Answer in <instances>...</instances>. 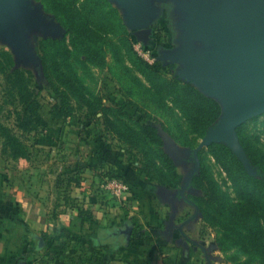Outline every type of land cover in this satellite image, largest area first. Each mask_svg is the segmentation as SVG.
I'll use <instances>...</instances> for the list:
<instances>
[{
    "label": "trees",
    "instance_id": "trees-1",
    "mask_svg": "<svg viewBox=\"0 0 264 264\" xmlns=\"http://www.w3.org/2000/svg\"><path fill=\"white\" fill-rule=\"evenodd\" d=\"M36 1L42 4L45 13L54 17L58 35H62L58 40L42 37L35 54L48 90L58 94L57 103L46 113L45 124L36 135L43 132L54 135L57 126L75 116L73 106L84 109L85 118L78 115L73 127L84 129L87 122L98 118L103 126L100 136L105 146L112 145L106 142L109 133L121 145H127V150L120 149L118 155L122 158L128 153L127 162L136 166L137 172H142V166L150 182L163 190H176L179 174L172 158L162 149L161 137L151 122L167 120L164 115L169 117V123L177 132L171 135L190 148L184 160L195 167L189 136L196 134L195 141L206 134L217 120L218 105L191 83L180 79L178 73L167 77L160 64L150 68L139 58L132 49V34L139 29L128 28L119 7H111L106 0ZM168 67L172 69L173 65ZM94 69L110 75L123 102L135 108L136 117L125 113L117 115V111L106 106L99 97L91 100L80 74L93 73ZM40 88L37 85L30 98L20 99L23 114L19 118L25 126H29L26 118ZM255 120L257 117L251 121ZM241 128L237 129L238 139L252 173L235 161L230 149L211 144L207 149L225 170L232 193L222 189L197 153L199 165L186 190L195 187L202 194L196 197L177 194V197L193 208L194 213L186 215H199L203 226L215 231L217 251L230 254L234 262L242 258L240 264H264V153L250 145L240 133ZM11 144L19 150L18 141ZM216 146L222 147L220 151H228L230 161L222 162L220 153L212 150ZM231 161L237 165H232Z\"/></svg>",
    "mask_w": 264,
    "mask_h": 264
},
{
    "label": "crops",
    "instance_id": "crops-1",
    "mask_svg": "<svg viewBox=\"0 0 264 264\" xmlns=\"http://www.w3.org/2000/svg\"><path fill=\"white\" fill-rule=\"evenodd\" d=\"M100 135L98 123H64L35 137L30 163L0 165V264H208L201 259L213 243L194 234L202 233L195 215L176 218L167 197L178 193ZM109 177L130 185L119 201L100 189Z\"/></svg>",
    "mask_w": 264,
    "mask_h": 264
},
{
    "label": "rangeland",
    "instance_id": "rangeland-1",
    "mask_svg": "<svg viewBox=\"0 0 264 264\" xmlns=\"http://www.w3.org/2000/svg\"><path fill=\"white\" fill-rule=\"evenodd\" d=\"M79 1L81 0H78V2ZM106 1L111 7L117 9V6L113 1ZM188 2H190V0H147L146 7L150 10V13L147 15L148 23L145 28L138 30L136 34H132V39L134 41H137V37L140 40H146V47L159 61L160 66H162L163 74L167 77L172 76L174 73L177 74L178 70H180V64L171 63L170 60L167 59V56L174 55L175 53L189 47L198 52L206 50V48L198 41L187 42L182 40L183 29L181 26L190 22L187 12L183 9V5ZM21 5L35 12V14H38L43 20L42 23L45 25H48L50 22L55 23L54 17L44 12L42 4L39 1L23 0ZM119 11L123 14L121 8ZM22 32L26 41L27 52L33 54V57H26L23 56L24 54H20L16 47L15 40L11 36L0 32V165H2V163L10 164L18 162V164H23L25 166L32 161L34 156L37 157L39 155V152H37V149L34 146V140L37 136L36 134L45 124L44 119L46 113L51 106L58 101V94L54 91L48 90L46 79L41 72V67L36 63L37 58L35 57V54H37L38 51L39 40L44 36L43 32L38 29H32L31 27L22 28ZM61 36L52 34L48 37H52V40H58ZM170 64L173 65L172 69L168 67ZM80 78L89 94H91V100L93 97H99L106 106L113 107L117 111V115L125 113L131 117L137 116L135 108L126 105L123 102L120 93L117 90V86L110 78L109 74L94 69L93 73L85 74L83 76L80 74ZM14 83L17 85H13ZM37 85L41 88L35 97V101L31 104L32 106L30 108L29 116L26 118L29 122V126H25L20 122L19 118V116L23 114L20 99L21 97L30 98ZM88 96L90 97V95ZM213 100L219 107V114L217 120H215L217 122L222 114V105L216 99ZM115 104L118 105V107H115ZM73 110L72 114H75V116H72L73 118H67L66 124L75 128L72 126V124H75L74 120H76L78 115L84 116L85 118V111L84 109H78L76 106H73ZM37 117L41 118L42 121L38 120ZM163 117L167 120L164 119L163 122L160 120L159 123L152 121L151 125L158 130L162 140V149L172 158L173 163L176 166L177 173L179 174V187L172 191L178 192L184 188L189 174L193 169V163L184 160L189 156L190 148L181 145V142L176 137L172 136L177 135V132L169 123V117L166 115ZM256 117L257 120L255 121H251L252 118H254L252 117L241 124L239 126L242 127L240 133L250 142V145L255 150L264 153V114ZM160 118L162 119V117ZM90 122L93 124L98 123L102 131L103 126L98 118H93ZM237 129L236 135L238 138ZM195 135L196 134L191 133L189 136L191 138L193 149L198 147L201 139L205 136L197 138L194 141L193 138ZM14 140L18 141V149L21 153L13 144H11V141ZM106 142L112 144L114 147H116L115 145H118L120 147H117L119 152L122 151L120 149L127 150V145H121L119 141L112 138V135L109 133L106 134ZM214 144L228 148L226 144L222 142ZM222 147L216 146L212 150L220 153L219 155L222 157V162L230 161L228 151H220ZM207 148L199 150L198 153H200L201 159L204 160L211 174L221 185L222 189L232 193V187L225 170L215 160L212 152ZM16 155L17 158H14ZM129 156L128 153H124L122 158L127 162ZM235 161L241 163L236 156ZM225 164H228V162ZM231 164L235 166L237 165L234 161H231ZM134 167L137 170V167ZM141 169H143L142 166ZM143 172L145 173L144 169ZM201 194L200 189L195 187L188 190L183 189L182 191V195L187 197H196ZM167 198H169L173 205L176 212V218H181V215L187 211L190 215L194 213L191 206H188L180 199L176 198L175 195ZM195 217L198 219V227H200L203 234L197 230V233L195 232L194 234L199 238L202 237L210 243H213L215 248V252L208 254L207 259L202 257V262L207 261L208 264H237L240 261V263H243V259L240 257L234 262L235 260L231 259L230 254L217 251V246L214 242L216 237L215 231L211 228L204 227L199 215H195ZM98 261H102V259L99 258Z\"/></svg>",
    "mask_w": 264,
    "mask_h": 264
},
{
    "label": "water",
    "instance_id": "water-1",
    "mask_svg": "<svg viewBox=\"0 0 264 264\" xmlns=\"http://www.w3.org/2000/svg\"><path fill=\"white\" fill-rule=\"evenodd\" d=\"M111 1L123 10L129 29L146 27L150 13L147 0ZM22 2L0 0V32L15 40L20 54L33 57L27 52L22 28L41 30L47 37L58 35V26L54 22L45 25ZM183 9L190 22L181 26L182 40L198 41L206 50L198 52L189 47L167 59L180 64L178 75L182 80L222 105L221 117L193 151L196 165L185 183L186 189L199 165L197 153L214 143L226 144L244 169L252 173L236 129L264 114V0H190ZM136 40L146 45L145 39ZM183 189L177 193L182 195Z\"/></svg>",
    "mask_w": 264,
    "mask_h": 264
},
{
    "label": "built area",
    "instance_id": "built-area-1",
    "mask_svg": "<svg viewBox=\"0 0 264 264\" xmlns=\"http://www.w3.org/2000/svg\"><path fill=\"white\" fill-rule=\"evenodd\" d=\"M132 49L150 68H155L159 61L150 50L141 42L133 41ZM100 189L108 195L112 201H119L130 191L129 183L121 177L106 178L101 184Z\"/></svg>",
    "mask_w": 264,
    "mask_h": 264
},
{
    "label": "flooded vegetation",
    "instance_id": "flooded-vegetation-1",
    "mask_svg": "<svg viewBox=\"0 0 264 264\" xmlns=\"http://www.w3.org/2000/svg\"><path fill=\"white\" fill-rule=\"evenodd\" d=\"M196 215V214H195Z\"/></svg>",
    "mask_w": 264,
    "mask_h": 264
}]
</instances>
